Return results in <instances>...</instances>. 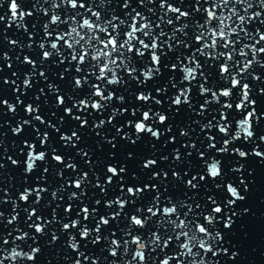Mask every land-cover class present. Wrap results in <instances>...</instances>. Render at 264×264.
Returning a JSON list of instances; mask_svg holds the SVG:
<instances>
[{"label":"snow or ice","instance_id":"6c2138e0","mask_svg":"<svg viewBox=\"0 0 264 264\" xmlns=\"http://www.w3.org/2000/svg\"><path fill=\"white\" fill-rule=\"evenodd\" d=\"M0 24V264H241L264 0H0Z\"/></svg>","mask_w":264,"mask_h":264},{"label":"water","instance_id":"95a60500","mask_svg":"<svg viewBox=\"0 0 264 264\" xmlns=\"http://www.w3.org/2000/svg\"><path fill=\"white\" fill-rule=\"evenodd\" d=\"M0 27H3V25L0 24ZM5 34L8 35L9 38H12L11 27L8 30H5ZM5 45H6V41H0V51L4 50ZM9 55H10V60H11L12 54L10 53ZM12 70L13 71L15 70V65H13ZM0 77H3L5 79H10V80L16 79L15 77H12L10 75L9 69L3 67L2 63H0ZM18 83L19 81L17 80V84ZM0 95H6L8 97H11L12 95L11 85L0 84ZM5 120H7L8 123L13 124L14 126V118L11 117V115L7 113L0 114V126H3V127H0V131H5V136L0 137V139L4 141L3 147L8 148L9 154H11V150L13 147L12 141L14 137L11 136L10 132L6 131L7 125H5L4 123ZM6 182L7 181L0 180V187H3L4 183ZM59 256H60L59 252L49 250L48 252L45 253L43 259H46L47 264H57ZM241 264H264V228L258 227L256 231L253 233L248 244L245 246Z\"/></svg>","mask_w":264,"mask_h":264}]
</instances>
